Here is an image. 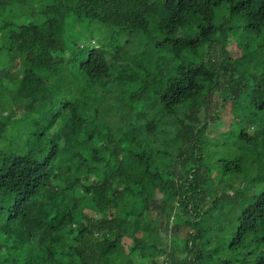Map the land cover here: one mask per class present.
Here are the masks:
<instances>
[{"label": "trees", "instance_id": "trees-1", "mask_svg": "<svg viewBox=\"0 0 264 264\" xmlns=\"http://www.w3.org/2000/svg\"><path fill=\"white\" fill-rule=\"evenodd\" d=\"M225 240L264 264V0H0V264Z\"/></svg>", "mask_w": 264, "mask_h": 264}, {"label": "rangeland", "instance_id": "rangeland-1", "mask_svg": "<svg viewBox=\"0 0 264 264\" xmlns=\"http://www.w3.org/2000/svg\"><path fill=\"white\" fill-rule=\"evenodd\" d=\"M118 4L120 5H123L127 2H130L132 0H116ZM69 28V26H68ZM220 151H222L221 149H218V151L216 149H212V156H211V159H213L214 161H217L219 160L221 157H224L226 155H224V153H221ZM218 152V153H217ZM224 152V151H223ZM210 164L213 163L211 162V160H207ZM207 164V163H206ZM238 190H236V192H232V193H229L231 198H233L235 195V193H237ZM251 192V190H250ZM229 205L230 207H223V210H225L224 212L226 213L224 216H225V220L227 221L228 220V217L229 216H232V215H235L236 213L239 212L240 208H236L235 207V203L234 201H227L225 203V205ZM243 204V202H241V205ZM225 229H229V228H226V226L224 227ZM225 234H227L225 232ZM227 241L228 240H225V242L222 244L221 248H220V252L219 254L213 256L208 262L207 264H217L216 260L219 258H225V259H228V260H231V262H234V261H237L238 259L241 258L242 254L244 253V250L243 249H235V250H230L228 248V245H227Z\"/></svg>", "mask_w": 264, "mask_h": 264}]
</instances>
